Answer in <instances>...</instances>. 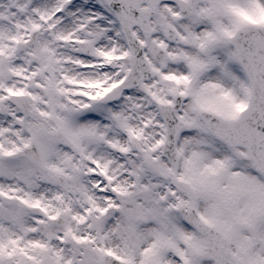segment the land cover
Wrapping results in <instances>:
<instances>
[{
  "label": "snow or ice",
  "instance_id": "snow-or-ice-1",
  "mask_svg": "<svg viewBox=\"0 0 264 264\" xmlns=\"http://www.w3.org/2000/svg\"><path fill=\"white\" fill-rule=\"evenodd\" d=\"M0 264H264V0H0Z\"/></svg>",
  "mask_w": 264,
  "mask_h": 264
}]
</instances>
